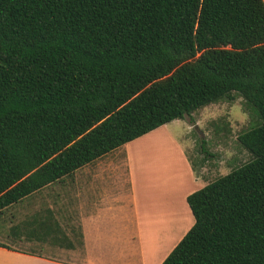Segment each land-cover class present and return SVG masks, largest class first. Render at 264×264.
I'll use <instances>...</instances> for the list:
<instances>
[{
	"label": "trees",
	"instance_id": "obj_1",
	"mask_svg": "<svg viewBox=\"0 0 264 264\" xmlns=\"http://www.w3.org/2000/svg\"><path fill=\"white\" fill-rule=\"evenodd\" d=\"M235 96L251 159L187 195L161 264H264V1L0 0V212Z\"/></svg>",
	"mask_w": 264,
	"mask_h": 264
},
{
	"label": "crops",
	"instance_id": "obj_2",
	"mask_svg": "<svg viewBox=\"0 0 264 264\" xmlns=\"http://www.w3.org/2000/svg\"><path fill=\"white\" fill-rule=\"evenodd\" d=\"M159 127L9 206L27 212L0 241V264H161L194 222L187 195L208 182L182 150L177 189L180 171L146 140ZM15 244L57 246V256Z\"/></svg>",
	"mask_w": 264,
	"mask_h": 264
},
{
	"label": "rangeland",
	"instance_id": "obj_3",
	"mask_svg": "<svg viewBox=\"0 0 264 264\" xmlns=\"http://www.w3.org/2000/svg\"><path fill=\"white\" fill-rule=\"evenodd\" d=\"M190 118L194 123H190ZM257 116L250 108L245 107L242 97L235 96L233 100L222 99L210 103L194 111L191 117L175 119L164 126L159 127L152 136L146 140L156 147L159 154H168L161 157L171 163V173L176 172L178 180L177 189L181 190L182 168L179 156L189 158L191 164L198 170L204 163L201 175L206 177L209 183L218 177L225 175L251 159V154L243 148L237 140L238 134L254 126ZM202 140L205 149L211 154L203 161L205 153L202 150ZM170 144V145H169ZM201 170V169H200ZM172 177V176H171ZM40 203V198L38 199ZM26 202L18 204L14 208H6L0 213V241L10 243L12 234L9 231L10 224L17 223L25 218L27 212ZM79 239H77L78 242ZM17 249L26 252L44 253L57 256V246H32L27 244H15ZM18 264H21L19 259Z\"/></svg>",
	"mask_w": 264,
	"mask_h": 264
}]
</instances>
